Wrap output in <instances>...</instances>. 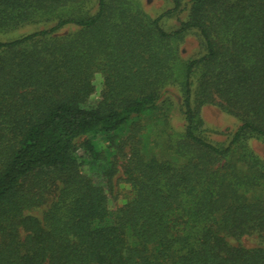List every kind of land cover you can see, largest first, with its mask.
Masks as SVG:
<instances>
[{
	"label": "trees",
	"instance_id": "trees-1",
	"mask_svg": "<svg viewBox=\"0 0 264 264\" xmlns=\"http://www.w3.org/2000/svg\"><path fill=\"white\" fill-rule=\"evenodd\" d=\"M169 1L0 0V264H264V0Z\"/></svg>",
	"mask_w": 264,
	"mask_h": 264
},
{
	"label": "rangeland",
	"instance_id": "rangeland-1",
	"mask_svg": "<svg viewBox=\"0 0 264 264\" xmlns=\"http://www.w3.org/2000/svg\"><path fill=\"white\" fill-rule=\"evenodd\" d=\"M138 2L141 8L148 12L152 17H158L163 12L172 8V5L169 0H134ZM162 26L165 30L171 31L177 28L178 22L173 17L163 19ZM35 29L32 27L21 29L17 32L6 35L9 38L20 37L24 34L33 32ZM1 38V36H0ZM8 40V38H3V40ZM179 51L181 55V60H189L191 58H198L203 54V49L200 44V41L195 36L187 37L181 44H179ZM99 82V77L98 80ZM173 91V90H172ZM98 96L90 100L91 104L96 103ZM173 109V108H172ZM171 116V125L174 127L175 131H180L182 129V118L178 114V109L174 107ZM202 118L204 120V136L214 144H226L229 141V134L238 127V122L234 118L223 113L216 106H207L202 109ZM257 151L264 158V147H257ZM91 175L97 180L100 176L98 171L91 172ZM121 175V172H120ZM100 180V179H99ZM102 181L100 180V183ZM124 187V184L118 186L119 191L121 192ZM39 214V212H37ZM242 244L248 248L254 247L257 245V241L254 238H245L242 240Z\"/></svg>",
	"mask_w": 264,
	"mask_h": 264
}]
</instances>
